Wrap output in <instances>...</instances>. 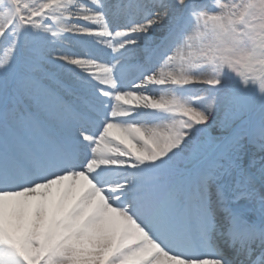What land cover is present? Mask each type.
Instances as JSON below:
<instances>
[{"label":"snow or ice","instance_id":"6c2138e0","mask_svg":"<svg viewBox=\"0 0 264 264\" xmlns=\"http://www.w3.org/2000/svg\"><path fill=\"white\" fill-rule=\"evenodd\" d=\"M0 264H264V0H0Z\"/></svg>","mask_w":264,"mask_h":264}]
</instances>
